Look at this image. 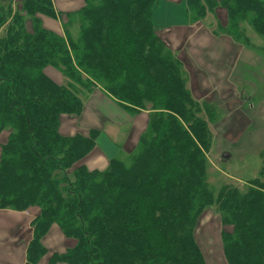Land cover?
Listing matches in <instances>:
<instances>
[{"label":"trees","instance_id":"16d2710c","mask_svg":"<svg viewBox=\"0 0 264 264\" xmlns=\"http://www.w3.org/2000/svg\"><path fill=\"white\" fill-rule=\"evenodd\" d=\"M161 2L84 0L62 13L52 0H0V210L26 221L8 230L25 242L23 264H207L195 229L213 203L226 263L264 264V149L258 176L214 197L205 178L209 127L154 19ZM181 2L183 22L167 25L187 31L178 47L208 14L214 35L248 44L246 23L264 38V0ZM49 18L62 19V32ZM48 66L67 83L54 82ZM96 89L127 113H146L125 159L106 156L104 169L84 161L101 130L79 122L82 96ZM63 115L76 117L74 135L61 132Z\"/></svg>","mask_w":264,"mask_h":264},{"label":"rangeland","instance_id":"374dc122","mask_svg":"<svg viewBox=\"0 0 264 264\" xmlns=\"http://www.w3.org/2000/svg\"><path fill=\"white\" fill-rule=\"evenodd\" d=\"M217 9H219V13L215 15L218 17V23L224 25L226 23L225 9L222 7ZM62 19L49 18L46 21L47 27L62 32L60 27ZM201 22L202 26L197 27V24H194L192 30L188 32L189 36L191 34L189 37L191 44L213 41L212 39L207 42L202 40L205 39L208 28L210 30L215 28L217 20L214 15L208 14ZM52 24L55 25L54 28ZM243 26L247 28L245 35L249 39L248 44L237 41L234 43L228 39L234 49L226 44H219L218 50L212 47V51L207 52L213 54V58H215L210 62L211 68L204 69L200 77H195L193 74L189 80L187 74V86L189 84L190 88L192 87L190 91L195 99L197 97L196 100L200 107L196 114L203 117L209 127L210 145L205 153V178L214 197L223 185H235L239 189H243L246 180L258 176L261 154L264 149V54L262 53L264 38L255 33L246 23H243ZM77 28L76 22H73L68 28L74 38L78 35ZM175 28L173 27V29ZM220 37L225 36L216 35V38ZM222 50L228 54L224 61L222 60ZM233 54L234 58L232 59ZM207 65L208 62L205 61L204 66ZM45 71L54 82L67 83V79L55 67L48 66ZM213 71L218 72L220 78H217L218 76L213 74ZM92 93L82 96L84 105ZM107 98L110 101L107 105L108 115L100 114L98 125L103 127L101 128L103 136L108 133L109 141L111 139L120 143L130 134L131 129L126 125L128 123L125 121L126 113L120 114L122 108L114 100ZM102 105V103L98 104V106ZM69 118L76 117L62 116L65 122H68ZM82 124L86 126L84 117ZM61 131L63 134L71 136L77 132V128L69 123L68 126L66 125V130ZM141 131L142 126L138 125L135 135ZM99 152V147H96L84 158L89 168L101 169L106 165L107 162L103 163L104 155ZM119 157L125 159L126 154H121ZM12 212L6 209L0 210V225L2 223L4 225L3 231L0 232V264H17L20 260V254L12 246L18 244L22 238L19 236L10 238L9 227L8 229L5 227L15 220V213ZM9 220L11 221L7 223ZM220 229V217L216 204L213 203L204 209L195 229V238L207 264H227L222 252ZM59 232V239L56 242L63 245L61 241L64 240V235L61 231Z\"/></svg>","mask_w":264,"mask_h":264},{"label":"crops","instance_id":"0c3cea01","mask_svg":"<svg viewBox=\"0 0 264 264\" xmlns=\"http://www.w3.org/2000/svg\"><path fill=\"white\" fill-rule=\"evenodd\" d=\"M52 1H53L55 8L58 11H61L62 13L76 11L83 5V2H84V0H52ZM171 1H174L179 4H174V2H171ZM173 10L175 11L173 12ZM184 14L185 13H183V4L181 0L180 1L179 0L178 1L177 0H162L160 4L159 12L156 11L154 19L158 24L166 26L163 28V30L166 31L165 36H166L167 42L169 46H171L172 49L174 50L176 56L183 61L184 67L187 70L188 80H189L190 77L193 76V74L195 77H200V74L203 73L204 69H206L207 67L211 68L210 62L213 61L215 58H213V54H208L207 52L212 51L211 50L212 47L218 50L219 44H226L227 46H230L232 49H234V46H232L231 42H229L228 40L230 39L231 41H233L231 38H228V36L216 38V35H214L212 30L208 28L207 35H205V39H203L202 41L207 42L212 39L213 41L216 40L215 42L211 41L208 43H192L191 44L190 43L191 40L189 39L187 45L184 48L178 47L177 45L180 43V40H181L180 38L183 35H187V31H184L183 29H179L178 27H180L181 25L180 26H167V25L168 24H178V23L181 24L183 22L182 20L184 18ZM54 27L55 25H53V28ZM173 27H176V28L173 29ZM174 39L176 41H174ZM233 42L236 43L235 41ZM239 44H237V46ZM207 57L209 58L208 60H207ZM227 57H228V54L222 50V60L223 61L226 60ZM233 58H234V54H233L232 59ZM205 61L208 62L207 66H204ZM213 74L217 75L218 76L217 78H220V76L218 75V72L213 71ZM188 88L191 89L192 87L190 88V85L188 84ZM97 92L98 93L93 94L94 96L91 95L92 97L89 98L87 102L85 103L84 110H83V114H84L83 117L85 118V125L88 126L87 128L96 127L101 130V128L103 127L98 125L100 123L99 115L100 114L108 115L107 105L110 103V101L104 94H102L99 91ZM99 103H102L103 105L98 106ZM122 111L123 110H121L120 114L126 113L125 121L129 123V124L126 123V125L130 127L131 132L122 142L119 143L111 139H110L111 141L110 142L108 133H106L105 131L106 135L104 136L102 135L103 137L101 136L102 142L100 143V147H99V150H100L99 153L104 155L103 163L105 162L106 156L110 157L114 155V156L119 157L121 156V154L123 155V154H126L127 151H130L131 148L136 143L135 141L137 140V137H138V134L135 135V129L137 128L138 125L142 126V130L145 127V123H146V113L145 112L133 115L125 111L124 112ZM106 118L110 119L108 116H106ZM61 120H62L60 124L61 130L63 129L66 130V125L68 126L69 123L73 127L77 128V132L80 130L77 127L76 118H69L68 122H65L62 118ZM81 121L83 123V118L79 122ZM67 129H69V127H67ZM100 154H97V155L99 156ZM7 211H12V210H7ZM12 213H15V220H13L11 224H7L11 221L9 220L6 223L7 225L5 224L6 229H8V227H10L11 225L17 222H23V223L26 222L23 219L20 212L13 211ZM3 228H4V225L2 223L0 225V232L3 231ZM12 247H14L16 251L20 254V260L17 262V264H23L24 263L25 242L24 243L19 242L18 244H15Z\"/></svg>","mask_w":264,"mask_h":264},{"label":"water","instance_id":"95a60500","mask_svg":"<svg viewBox=\"0 0 264 264\" xmlns=\"http://www.w3.org/2000/svg\"><path fill=\"white\" fill-rule=\"evenodd\" d=\"M226 156V155H225Z\"/></svg>","mask_w":264,"mask_h":264}]
</instances>
